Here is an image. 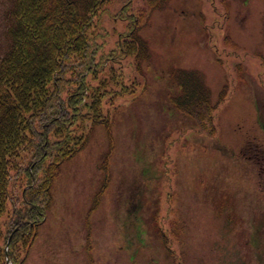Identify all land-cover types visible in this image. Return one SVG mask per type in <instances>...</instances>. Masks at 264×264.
I'll list each match as a JSON object with an SVG mask.
<instances>
[{"label":"rangeland","instance_id":"rangeland-1","mask_svg":"<svg viewBox=\"0 0 264 264\" xmlns=\"http://www.w3.org/2000/svg\"><path fill=\"white\" fill-rule=\"evenodd\" d=\"M159 7L151 59L100 97L110 129L86 121L23 264H264V0ZM175 68L203 72L214 117L175 103Z\"/></svg>","mask_w":264,"mask_h":264},{"label":"trees","instance_id":"trees-1","mask_svg":"<svg viewBox=\"0 0 264 264\" xmlns=\"http://www.w3.org/2000/svg\"><path fill=\"white\" fill-rule=\"evenodd\" d=\"M153 1L0 0V264L24 263L53 177L85 145L86 121L106 118L100 97L123 92L150 56L140 29ZM177 78L178 104L203 116L204 103L212 118L203 74Z\"/></svg>","mask_w":264,"mask_h":264},{"label":"flooded vegetation","instance_id":"flooded-vegetation-1","mask_svg":"<svg viewBox=\"0 0 264 264\" xmlns=\"http://www.w3.org/2000/svg\"><path fill=\"white\" fill-rule=\"evenodd\" d=\"M259 6L257 5V8H258Z\"/></svg>","mask_w":264,"mask_h":264}]
</instances>
